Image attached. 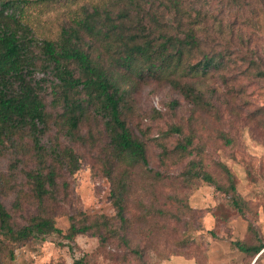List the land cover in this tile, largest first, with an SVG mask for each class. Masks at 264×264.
<instances>
[{
  "label": "rangeland",
  "instance_id": "1",
  "mask_svg": "<svg viewBox=\"0 0 264 264\" xmlns=\"http://www.w3.org/2000/svg\"><path fill=\"white\" fill-rule=\"evenodd\" d=\"M59 1L24 14L37 16L42 30L49 32L69 24L79 11L74 4ZM135 1L138 5L128 0L99 3L102 9L111 7L113 17L121 10L141 18L148 35L156 29L181 36L194 32L200 53L195 50L199 54L191 56V63L204 52L224 54L220 66L191 81L212 107L194 105L148 71L140 75L128 71L122 82L126 96L121 114L130 132L144 141L148 160L147 167L136 165L129 174L128 246L117 237L101 244L92 231L68 239L64 235L72 222L87 224L101 216L114 221L104 165L109 137L102 119L90 113L79 124L80 139L70 140L59 125L62 103L53 77L34 73L36 79L43 78L41 96L50 114L42 142L72 147L79 168L69 173L54 163L58 165L54 192L38 204L25 177L35 164L30 139L15 136L14 146L5 143L0 154L3 204L19 223L37 210L48 211L62 233L21 244L5 241L2 246L0 236L4 248L0 264H253L255 257L232 247L231 241L255 242V232L264 241V76L258 73L264 72V0H178L179 7H173L172 0H145L142 7L141 0ZM186 137L192 143L181 158L175 146ZM199 159L220 183H224L220 163L234 173L242 213L213 185L185 182L182 172ZM120 169L115 166V173ZM255 264H264V253Z\"/></svg>",
  "mask_w": 264,
  "mask_h": 264
},
{
  "label": "trees",
  "instance_id": "2",
  "mask_svg": "<svg viewBox=\"0 0 264 264\" xmlns=\"http://www.w3.org/2000/svg\"><path fill=\"white\" fill-rule=\"evenodd\" d=\"M128 1L130 4L136 2ZM54 2L60 3L59 0H0V154L6 142L14 146L15 136L30 139L35 164L25 172V177L38 204L53 194L58 165L69 173L79 168L78 157L72 147H60L54 143L46 146L42 142L50 114L41 96L45 90L43 78L36 79L34 73L40 71L51 75L62 103L58 115L65 135L78 141L79 124L91 113L102 119L110 147L104 165L110 182L109 197L115 210L114 221L101 216L87 224L72 222L64 237L72 239L76 234L92 231L101 244L117 237L128 246L126 199L129 174L136 165L147 167L148 160L144 141L130 132L121 114L126 96L122 87L124 76L129 75L128 71L136 75L148 71L180 91L194 105L209 110L212 104L203 98L191 81L204 78L213 67L220 66L224 54L207 55L204 52L202 58L191 63V56L200 53L194 32L186 31L181 36L180 32L156 29L155 34L148 35L141 18H131L128 12L121 10L113 17L112 8L106 6L102 9L104 5L99 0H63L74 4L79 11L69 24L47 28L49 32L42 30L37 16L24 14L38 5L48 8ZM141 3L140 7L145 0ZM171 5L179 7L178 0H172ZM45 27L48 26L45 24ZM121 68L125 70L122 74L119 72ZM258 73L264 76L263 71ZM171 130L180 131L177 127H171ZM226 142H230L229 139ZM191 143L192 140L186 137L184 142L176 144L175 152L181 158L185 157ZM220 165L224 183L205 169L201 159L190 161L182 175L187 184L203 180L213 185L228 195L232 206L242 213L243 202L236 177L225 164ZM115 166L121 168L117 174ZM53 233L61 234L62 230L55 225L48 211L37 210L25 223H19L0 198L1 246L5 241L21 244L30 238H45ZM1 246L0 252L4 249ZM231 246L255 257L253 264L264 253V241L256 232L255 242L233 240Z\"/></svg>",
  "mask_w": 264,
  "mask_h": 264
},
{
  "label": "water",
  "instance_id": "3",
  "mask_svg": "<svg viewBox=\"0 0 264 264\" xmlns=\"http://www.w3.org/2000/svg\"><path fill=\"white\" fill-rule=\"evenodd\" d=\"M254 262V261H253Z\"/></svg>",
  "mask_w": 264,
  "mask_h": 264
}]
</instances>
